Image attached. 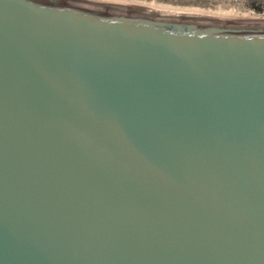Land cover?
Returning a JSON list of instances; mask_svg holds the SVG:
<instances>
[{
    "label": "water",
    "instance_id": "95a60500",
    "mask_svg": "<svg viewBox=\"0 0 264 264\" xmlns=\"http://www.w3.org/2000/svg\"><path fill=\"white\" fill-rule=\"evenodd\" d=\"M0 264H264V21L0 0Z\"/></svg>",
    "mask_w": 264,
    "mask_h": 264
},
{
    "label": "rangeland",
    "instance_id": "374dc122",
    "mask_svg": "<svg viewBox=\"0 0 264 264\" xmlns=\"http://www.w3.org/2000/svg\"><path fill=\"white\" fill-rule=\"evenodd\" d=\"M139 3L157 4L181 11H198L209 13H222L229 15L232 20L245 16L264 18V0H127Z\"/></svg>",
    "mask_w": 264,
    "mask_h": 264
},
{
    "label": "bare ground",
    "instance_id": "6f19581e",
    "mask_svg": "<svg viewBox=\"0 0 264 264\" xmlns=\"http://www.w3.org/2000/svg\"><path fill=\"white\" fill-rule=\"evenodd\" d=\"M94 2H100V3H108L113 5H118L122 7H128L132 9L137 10H143L147 12H155L165 15H175V16H192V17H205L215 20H222V21H236V22H250V21H264V18L255 17V16H245L242 18H235L232 20L229 18V15L222 14V13H207V12H198V11H181V10H172L166 7H163L159 4H157L155 1H152L150 3H139L135 1H127V0H89Z\"/></svg>",
    "mask_w": 264,
    "mask_h": 264
}]
</instances>
